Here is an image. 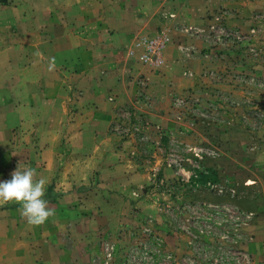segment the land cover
Masks as SVG:
<instances>
[{"label": "rangeland", "instance_id": "rangeland-1", "mask_svg": "<svg viewBox=\"0 0 264 264\" xmlns=\"http://www.w3.org/2000/svg\"><path fill=\"white\" fill-rule=\"evenodd\" d=\"M142 1L0 0V181L35 168L55 211L33 227L20 205L0 206V264H264L248 248L264 216V0H196L204 15L161 13L153 34L114 46L160 73L175 45L186 83L153 91L129 74L133 98L86 129L76 75L95 62L101 80L100 29H140L124 14Z\"/></svg>", "mask_w": 264, "mask_h": 264}, {"label": "crops", "instance_id": "crops-1", "mask_svg": "<svg viewBox=\"0 0 264 264\" xmlns=\"http://www.w3.org/2000/svg\"><path fill=\"white\" fill-rule=\"evenodd\" d=\"M148 1L149 4L142 1L139 4L134 5L133 7L127 6L125 8L126 13L124 14V16L127 15L128 12H133V9L135 10L136 14L138 13L139 15H141L140 23H142L143 25L140 27V29L132 27L131 23H129L128 20L127 22H125V24L120 26L111 36L108 33L110 29H108V25H103L100 29L104 37V43H102L100 47L102 46L104 52L106 53V60H104L105 63L102 62L99 64H104V68L108 69H105L106 73L101 78V80L98 76H96V72L94 71V65L96 64L95 62L94 65H92L93 67L89 68V71L76 75L79 87H82L84 89V97L82 96L81 101L83 104H86L82 109L86 113V115H84V118L82 119L86 129L89 127L107 128L112 120L113 108L116 105H122L124 102L128 103V101L133 98L134 93L133 91H130L131 89H129V91L126 89H120L122 85L121 83H124L127 75L129 74L133 75L134 79L138 76V74H143L144 77L148 78L149 80V89L153 91L155 86L154 84H156V86L158 87L165 79H172L173 82H177L179 86L186 83L185 78L181 76V70L186 68L189 63H186L184 59H181L180 53L178 52L175 45L167 46L166 50L163 53L164 65L159 69H161L164 75L162 72L159 73L158 71H156V69L154 70L153 65L142 64L136 59L127 57L125 53L121 54L122 50L119 52L117 51L119 53L117 57L112 50L110 51V49H113L114 46H126L128 41L132 40L133 37L135 38L137 33L148 32L150 34H153L154 31L152 25L155 20L156 22L158 21V19L160 20L161 13V15H168L169 12H171L172 14H176L182 17L184 15H195L197 14L194 12L196 10L200 17L201 14L204 15L206 12V9H204L205 5L202 8L195 9L196 0H180L181 2L178 1L175 4H172L170 0ZM174 5L176 6L175 9L174 7H172ZM160 21L162 22V19ZM188 21H192L191 18H189ZM145 24L149 25L148 29L147 26L144 27ZM175 34L176 33L173 32V37L175 36L176 39L179 35ZM89 37L90 38H87L86 41V49H88L89 47V50H87V53H89V59H86L87 55H84L85 52H82L83 60H85L86 63H92L91 60H93L96 55V46L93 47L90 45L95 42L94 39H92L95 37L93 35ZM119 41L121 42V44H119ZM83 49L85 48L83 47ZM90 55L94 57L91 58ZM79 56L81 57V55ZM108 56L110 59L107 58ZM192 63L193 62H191V64ZM128 69L130 70V73L127 71ZM114 86H117L119 90L114 89ZM110 94L113 96V99H111V101H109L110 99L108 98ZM89 103L91 106H89ZM95 117L98 119L96 120ZM91 138L95 139L96 137L92 135ZM88 159L96 160L94 156L89 157ZM253 229V233H255L254 242L250 243V246L248 248H251L256 258H264V216L254 217Z\"/></svg>", "mask_w": 264, "mask_h": 264}, {"label": "clouds", "instance_id": "clouds-1", "mask_svg": "<svg viewBox=\"0 0 264 264\" xmlns=\"http://www.w3.org/2000/svg\"><path fill=\"white\" fill-rule=\"evenodd\" d=\"M10 175L11 179L0 181V206L8 203L20 205L21 217L33 227L43 225L55 215L49 201L44 198L47 180L38 177L35 168L21 167L19 163Z\"/></svg>", "mask_w": 264, "mask_h": 264}, {"label": "built area", "instance_id": "built-area-1", "mask_svg": "<svg viewBox=\"0 0 264 264\" xmlns=\"http://www.w3.org/2000/svg\"><path fill=\"white\" fill-rule=\"evenodd\" d=\"M143 41H145V43H144ZM143 41H142V43H143V45L146 46V47H144V48H145V51H144V53L141 55V58H143V59L146 60V59H148L151 55H153L154 50L158 48V46L160 45V43H159L157 40H154V38H153V39H146V40H143ZM138 45H141L140 41L137 42V46H138ZM133 53H134V52H133Z\"/></svg>", "mask_w": 264, "mask_h": 264}]
</instances>
